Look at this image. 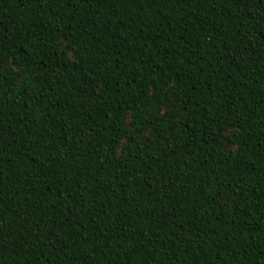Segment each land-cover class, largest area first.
Here are the masks:
<instances>
[{"label":"trees","instance_id":"obj_1","mask_svg":"<svg viewBox=\"0 0 264 264\" xmlns=\"http://www.w3.org/2000/svg\"><path fill=\"white\" fill-rule=\"evenodd\" d=\"M0 264H264V0H0Z\"/></svg>","mask_w":264,"mask_h":264}]
</instances>
